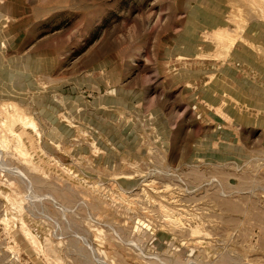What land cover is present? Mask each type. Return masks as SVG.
<instances>
[{
	"label": "rangeland",
	"instance_id": "rangeland-1",
	"mask_svg": "<svg viewBox=\"0 0 264 264\" xmlns=\"http://www.w3.org/2000/svg\"><path fill=\"white\" fill-rule=\"evenodd\" d=\"M0 264H264V0H0Z\"/></svg>",
	"mask_w": 264,
	"mask_h": 264
}]
</instances>
